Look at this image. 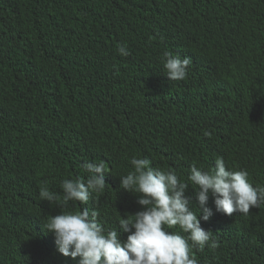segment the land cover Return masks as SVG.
<instances>
[{
    "label": "trees",
    "instance_id": "16d2710c",
    "mask_svg": "<svg viewBox=\"0 0 264 264\" xmlns=\"http://www.w3.org/2000/svg\"><path fill=\"white\" fill-rule=\"evenodd\" d=\"M165 50L191 57L186 79L168 80ZM132 157L181 180L223 157L264 186V0H0V264H77L45 223L87 207L118 229L142 210L119 188ZM86 159L107 162L108 186L65 204L61 182H86ZM207 207L218 247L193 249L198 264H264V205Z\"/></svg>",
    "mask_w": 264,
    "mask_h": 264
},
{
    "label": "clouds",
    "instance_id": "9594fccd",
    "mask_svg": "<svg viewBox=\"0 0 264 264\" xmlns=\"http://www.w3.org/2000/svg\"><path fill=\"white\" fill-rule=\"evenodd\" d=\"M117 52L122 57L130 55L126 44L118 46ZM191 65V57L167 50L163 53L168 80L186 79ZM209 135L204 132V136ZM130 164L132 171L119 178V188L135 195L142 210L125 214L118 229L109 230L98 221L99 213H90L87 207L51 216L44 231L53 235L58 254L77 264H198L193 249L218 247L212 232L201 227V221L207 222L213 215L207 207L209 195L215 212L226 216L247 215L264 205V186L254 187L247 170H229L223 157H217L209 171L193 164L184 180L174 169L153 168L146 157H132ZM82 168L88 174L86 182L79 177L61 182L65 204H87L91 194L107 185L105 176L110 168L106 161L86 159ZM189 187L195 193V203L185 195ZM39 196L48 202L56 200L47 187ZM121 233L128 234L126 240L121 241Z\"/></svg>",
    "mask_w": 264,
    "mask_h": 264
}]
</instances>
